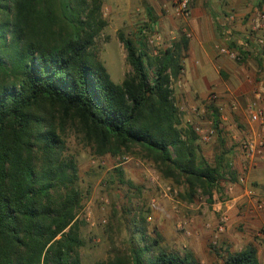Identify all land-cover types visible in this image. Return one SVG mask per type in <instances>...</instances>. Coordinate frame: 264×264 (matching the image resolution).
Listing matches in <instances>:
<instances>
[{
  "label": "trees",
  "instance_id": "16d2710c",
  "mask_svg": "<svg viewBox=\"0 0 264 264\" xmlns=\"http://www.w3.org/2000/svg\"><path fill=\"white\" fill-rule=\"evenodd\" d=\"M101 9L100 0H0V264H83V195L61 138L68 122L99 156L137 149L189 200L197 190L211 197L227 176L236 182L227 153L209 164L198 135L181 127L172 83L189 40L180 36L152 58L118 33L130 71L115 84L90 52L106 25ZM207 109L219 134L218 110ZM137 232L142 246L96 264H198ZM223 264L260 263L249 247Z\"/></svg>",
  "mask_w": 264,
  "mask_h": 264
},
{
  "label": "rangeland",
  "instance_id": "374dc122",
  "mask_svg": "<svg viewBox=\"0 0 264 264\" xmlns=\"http://www.w3.org/2000/svg\"><path fill=\"white\" fill-rule=\"evenodd\" d=\"M100 1L101 16L106 25L94 38L90 52L104 65L115 84H121L130 71L124 48L117 37L118 33L142 43L145 52L152 58L158 57L173 42L179 40L180 36L189 39L186 33L178 31V24L183 19L175 16L170 0H163L157 8L158 11L151 7L153 25L148 24L146 16L140 17L137 12V17L132 20H128L125 15H116L111 11V0ZM192 4L193 0L191 7ZM145 5L148 9L149 5ZM154 12L161 13V18ZM255 35L256 33L251 34V38H243L242 42L229 40L226 46L218 47L217 50L219 55H222L219 50L224 47L242 51L245 53L243 59L240 56L238 60H230L243 67L251 55L252 62L255 59L253 64L256 71L247 69L242 80L246 82V87H250L253 79L256 86L263 82L260 87L264 89V52L256 49L253 42ZM183 70L179 78L172 83L173 100L179 110L181 127H191L198 135V154L204 161L216 165L219 156L226 152L225 157L231 170L243 174L246 178L249 167L253 166L252 163L257 157L249 164L243 158L242 146L251 135L262 137V124L249 122L244 128L233 129L230 125L224 126L219 130V134L214 133L208 142L202 141L200 133L196 130L213 129L207 107L212 105L216 108L220 120L222 110L217 104L219 100L214 84L194 86L185 81V78H189L187 71H190L191 75L195 74V71L185 68L184 73ZM150 72L152 75V71ZM202 72L214 81L215 74L210 69L204 68ZM218 72L223 82H227L231 76L220 69ZM248 104H241L242 112L246 116L249 114ZM238 119L234 123H237ZM61 138L65 146L64 156L73 158L76 163L78 186L83 195L79 212V219L84 222L80 230L83 240L80 255L83 264L102 263L117 254H128L132 247L142 246L138 229L144 230L147 238L159 240L161 250L179 258L191 257L198 264H223L229 255L249 247H254L257 252V247L263 243L260 237L256 236V232L264 236V225L256 230H248L243 225H228L223 232H217L221 213L224 212L221 207L218 211L214 206L225 196L228 183H233L230 182V176L219 180L216 188L211 191V197L205 195L202 190H197L192 200H189L188 191L181 182L163 178L150 161L142 158L137 149L99 156L95 148L70 122L66 124ZM125 158L128 161H125ZM246 182L258 196L262 195V186L249 184L247 179ZM197 215L206 217L201 225L196 223ZM209 216H213L215 225H212ZM179 224L183 225V228H179ZM263 256L264 251L260 255L257 252L261 264H264L261 259Z\"/></svg>",
  "mask_w": 264,
  "mask_h": 264
},
{
  "label": "crops",
  "instance_id": "0c3cea01",
  "mask_svg": "<svg viewBox=\"0 0 264 264\" xmlns=\"http://www.w3.org/2000/svg\"><path fill=\"white\" fill-rule=\"evenodd\" d=\"M162 1L111 0V11L116 15H125L128 20L135 19L137 17L135 13L137 12L140 17L144 18L146 16L148 24L153 25L151 7L154 11H158L157 8H159ZM145 3L149 5L148 9ZM255 7L264 13V0H193L190 14L178 24V31L188 34L189 38L186 57L182 61L183 71L186 73L185 68L195 71L193 75L190 71H187L189 78H185V81L192 83L194 86H204L208 83L215 86L219 100L217 104L219 109L222 110L219 129L229 125L231 129L248 126L249 114L246 116L241 107V104L245 102L249 103V106L257 105L262 108L263 120L261 127L262 137L264 138V89L260 87L263 82L256 86L252 78L253 83L250 87H246V82L242 80L243 73L247 69L256 71L253 64L255 59L252 62V56L250 55V58L245 61V67H243V65L233 63L226 56L219 55L217 50L218 47L227 45L228 40H225L226 37L231 41L235 39L241 42L243 38H251V34L255 33L252 30L256 25ZM154 13L161 18V13ZM204 68L210 69L215 74L214 81H211L207 75L202 74ZM219 69L231 75L227 82L222 81L218 72ZM250 73L253 74V72ZM236 119L238 121L234 123ZM262 152V156L257 157L255 162L252 163L253 166L249 167L246 179L249 184L262 186L264 189V149ZM231 185L233 187H230ZM226 189L225 196H222L221 201H218L214 206V209L222 208V211L228 217L224 229L228 225H243L248 230H256L264 225V208L256 210L241 186L233 182L228 183ZM260 191L262 195L259 197L264 199V190ZM248 208H250V211L247 212ZM208 218L213 222L212 225L216 224L213 216ZM196 219V223L201 225L206 217L197 215ZM256 236L260 237V241L263 242L257 247V252L260 255L264 251V236L259 235L257 232ZM261 259L264 262V256Z\"/></svg>",
  "mask_w": 264,
  "mask_h": 264
},
{
  "label": "built area",
  "instance_id": "2783aa9c",
  "mask_svg": "<svg viewBox=\"0 0 264 264\" xmlns=\"http://www.w3.org/2000/svg\"><path fill=\"white\" fill-rule=\"evenodd\" d=\"M174 14L177 18L185 19L190 14L191 10V0H170ZM254 13L256 15V25L252 29L256 35L254 39V44L258 51L263 50L264 52V13L258 8H254ZM188 37V34H186ZM229 41L230 39L226 37ZM220 53L222 55L227 56L229 59L238 60L239 52L229 49L227 47L221 48ZM263 120V110L257 105L249 106V122L250 124H261ZM201 135V139L204 142H208L213 135L212 129L208 131H202L197 129ZM264 148V139L261 136L251 135L249 136L242 146V155L243 158L251 164L256 157H258ZM125 161H128L125 158ZM247 169V165H245L244 170ZM235 184L242 186L245 191L246 196L253 204L256 210H262L264 208V199L260 198L256 192H254L247 184L246 178L243 174H238ZM230 187H233L231 185ZM221 209H218V211ZM228 222V218L225 213H221V217L219 220V224L217 225V232L221 233L224 230L226 223ZM179 228H183V225L179 224Z\"/></svg>",
  "mask_w": 264,
  "mask_h": 264
}]
</instances>
